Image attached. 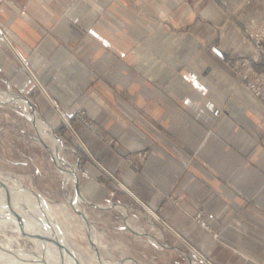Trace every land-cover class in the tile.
I'll return each instance as SVG.
<instances>
[{"label": "crops", "instance_id": "1", "mask_svg": "<svg viewBox=\"0 0 264 264\" xmlns=\"http://www.w3.org/2000/svg\"><path fill=\"white\" fill-rule=\"evenodd\" d=\"M263 22L264 0H0V77L43 86L163 250L264 264V102L227 63Z\"/></svg>", "mask_w": 264, "mask_h": 264}, {"label": "rangeland", "instance_id": "2", "mask_svg": "<svg viewBox=\"0 0 264 264\" xmlns=\"http://www.w3.org/2000/svg\"><path fill=\"white\" fill-rule=\"evenodd\" d=\"M23 11H25L24 8ZM261 25L249 34L251 53L247 56L227 59V63L236 72L242 85L244 83L240 79L237 67L242 68L243 66L238 63V60L242 57L249 59L252 57V38ZM0 37L4 38L1 33ZM252 65L258 71H264V60L253 62ZM11 79L0 77V90L19 92L25 94L27 99L25 98L26 101L23 102L18 97L0 98V169L19 179L22 182V189L41 195L51 203H69L71 212L78 215L65 217L60 214L59 221L67 233V238L81 247L86 256L85 259H88L93 252L96 253V250L101 254L105 252L102 246L95 249L92 234L90 235L88 232L90 229L91 233L98 234L99 239L109 247L111 254L104 255L107 257L106 260L113 264H129L131 261L140 264H187L186 258L179 252L163 250L162 243L164 242L155 233L144 228L148 225V218L144 211L126 192L124 184L122 185L96 164L99 163L98 160L96 161L92 157L76 136L77 132L73 128L71 119L62 115V112L56 110L50 103L47 111L42 110L43 86L35 80L39 86L38 90L34 93L26 92L19 89ZM5 95L10 97L8 93ZM27 102L37 112V117L52 125L54 132L67 144L61 152L65 161L60 163L62 166H68V163L71 162L70 164L77 169L76 177L79 178L82 192L87 197V201H81L76 206L72 205L71 199H74L76 194L74 183L67 179L64 170L58 166L50 145L42 141L48 137V134L43 133L35 122L36 120L34 121L27 113L28 109L25 106ZM81 113L82 111H77L78 116H81L89 126L93 127L92 123ZM100 135L109 145L119 143L118 139L108 138L101 133ZM139 151H145L148 155L146 150ZM139 151L124 158L135 170L141 168L138 157L145 158L138 155ZM93 181L106 189L99 187L96 185L97 183H92ZM143 207L149 213L153 212L152 209ZM82 209H85L87 214L81 217ZM3 210L8 211V208L4 207ZM200 211L202 212V208L197 210L194 218L202 225L201 218L203 219V216L202 214L198 216ZM83 221L88 229L81 225ZM131 225L140 232L131 229ZM17 234L10 229L0 230V240L7 241L8 237L12 235L17 237L14 241L15 245L20 243L27 248L34 245L33 241L18 237ZM195 260L197 261L196 258H194ZM94 263L103 264L101 261Z\"/></svg>", "mask_w": 264, "mask_h": 264}, {"label": "bare ground", "instance_id": "3", "mask_svg": "<svg viewBox=\"0 0 264 264\" xmlns=\"http://www.w3.org/2000/svg\"><path fill=\"white\" fill-rule=\"evenodd\" d=\"M2 31L0 27V32ZM3 37L5 33L1 32ZM39 81V80H38ZM45 90V89H44ZM46 91V90H45ZM8 93L10 97L5 94ZM48 95V93H47ZM26 101L25 96L17 95L13 91L3 92L0 90V98H17ZM26 98V99H25ZM52 100V98H50ZM52 103L54 101L52 100ZM27 113L37 123L38 127L43 133H47L48 137L42 141L52 148V155L61 167L67 179L73 181L77 178V169L67 162L68 166H62L60 162L65 161L63 148L67 145L62 138L55 134L54 127L37 117V112L30 105L25 103ZM33 108L31 110V108ZM64 117V116H63ZM77 136V135H76ZM75 136V137H76ZM78 139L79 136H77ZM81 142H83L80 139ZM70 201V200H69ZM81 201H87L84 193L75 194V198L71 199L73 206L79 205ZM141 201V200H140ZM117 206V205H116ZM7 207L8 211L3 208ZM126 211V207L124 206ZM158 217V215L153 211ZM65 217H75L78 214L71 212L70 205L67 202L51 203L41 195L34 194L30 190L22 189V182L11 173H5L0 169V230L7 229L17 232L18 237L29 239L34 242L30 248L19 244L15 245L14 241L17 237L9 236L7 241L0 240V263L1 264H95L96 261H101L103 264H113L106 260L104 254L110 255L111 251L108 249L106 243L104 244L98 237V234L90 232L87 225H84L89 234H92V240L95 249L102 246L104 253H96L87 259L81 247L67 238V233L62 228V223L59 221V215ZM85 209L81 210L80 216L86 215ZM135 229L134 226H130ZM140 232V231H139ZM7 237V236H6ZM129 264H140L138 262H129Z\"/></svg>", "mask_w": 264, "mask_h": 264}, {"label": "built area", "instance_id": "4", "mask_svg": "<svg viewBox=\"0 0 264 264\" xmlns=\"http://www.w3.org/2000/svg\"><path fill=\"white\" fill-rule=\"evenodd\" d=\"M253 52L252 57L240 58L238 63L242 64V68L237 67L240 79L245 87L251 91L257 98L264 101V71H258L253 65V62L264 60V24H262L252 38ZM138 155L146 157L145 151H139ZM202 212L198 213L200 216ZM202 225L209 228L205 219L201 218Z\"/></svg>", "mask_w": 264, "mask_h": 264}, {"label": "water", "instance_id": "5", "mask_svg": "<svg viewBox=\"0 0 264 264\" xmlns=\"http://www.w3.org/2000/svg\"><path fill=\"white\" fill-rule=\"evenodd\" d=\"M12 91V90H11ZM17 94H19V95H21V96H26L25 94H22V93H19V92H16ZM28 97V96H27ZM54 104V106L56 107V109L58 110V111H60V108H59V106L54 102L53 103ZM35 107V106H34ZM63 115V114H62ZM55 134H57V133H55ZM58 135V134H57ZM77 136H78V134H77ZM80 138V137H79ZM80 140V139H79ZM82 143V145L83 146H85V144H84V142H81ZM85 148L88 150V148L85 146ZM89 151V150H88ZM90 153V152H89ZM91 154V153H90ZM92 155V154H91ZM97 161V160H96ZM74 190H75V193H79V194H82L83 192H82V189H81V184H80V181H79V178L77 177L75 180H74ZM134 197H136L134 194H132ZM137 198V197H136ZM138 199V198H137ZM89 202H91V201H89ZM80 211V210H79ZM186 253H187V255L189 256V258L192 260V256H191V254H189V252L188 251H186V250H184Z\"/></svg>", "mask_w": 264, "mask_h": 264}]
</instances>
